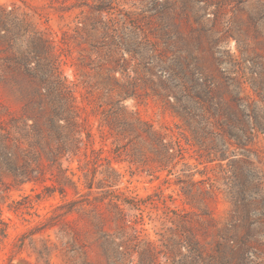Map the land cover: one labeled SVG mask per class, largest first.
<instances>
[{"label": "rangeland", "instance_id": "374dc122", "mask_svg": "<svg viewBox=\"0 0 264 264\" xmlns=\"http://www.w3.org/2000/svg\"><path fill=\"white\" fill-rule=\"evenodd\" d=\"M0 264H264V0H0Z\"/></svg>", "mask_w": 264, "mask_h": 264}]
</instances>
